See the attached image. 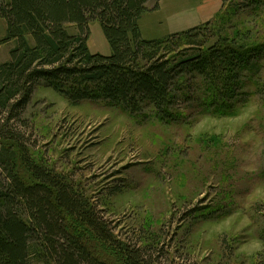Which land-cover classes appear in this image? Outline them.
<instances>
[{
    "label": "rangeland",
    "instance_id": "374dc122",
    "mask_svg": "<svg viewBox=\"0 0 264 264\" xmlns=\"http://www.w3.org/2000/svg\"><path fill=\"white\" fill-rule=\"evenodd\" d=\"M233 5L149 0L142 37L200 26L193 44L177 48L185 55L201 43L264 44V2L240 11ZM0 29L3 35V20ZM14 45H0V63ZM89 47L112 53L97 20L90 21ZM237 77L226 110L210 105L207 74L193 72L167 121L152 106L132 113L104 101L73 105L43 83L23 114L26 125L15 128L32 157L68 175L121 239H154V257L163 264H256L264 254V51Z\"/></svg>",
    "mask_w": 264,
    "mask_h": 264
},
{
    "label": "trees",
    "instance_id": "16d2710c",
    "mask_svg": "<svg viewBox=\"0 0 264 264\" xmlns=\"http://www.w3.org/2000/svg\"><path fill=\"white\" fill-rule=\"evenodd\" d=\"M148 2L0 0V45L15 44L0 63V264H163L154 257V239L140 245L121 239L68 175L32 157L15 128L26 125L23 114L43 83L73 105L104 101L132 113L152 106L167 121L186 93L185 78L200 71L212 84L210 105L232 108L239 69L249 67L264 44L201 43L185 55L177 48L193 44L200 26L146 40L140 19ZM222 2L240 11L264 0ZM92 20L101 24L109 56L90 50ZM256 264H264V254Z\"/></svg>",
    "mask_w": 264,
    "mask_h": 264
}]
</instances>
